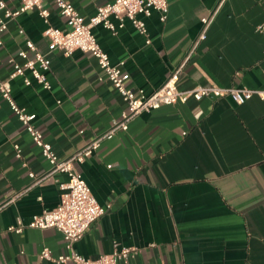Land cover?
Instances as JSON below:
<instances>
[{"label":"crops","instance_id":"0c3cea01","mask_svg":"<svg viewBox=\"0 0 264 264\" xmlns=\"http://www.w3.org/2000/svg\"><path fill=\"white\" fill-rule=\"evenodd\" d=\"M15 9L20 0H5ZM88 19L111 0H68ZM166 21L146 18L151 43L126 20L117 33L94 28L113 64L123 62L128 83L151 93L177 70V86H237L264 89V0H169ZM51 24L67 29L55 0H45ZM216 11L208 36L192 51L202 18ZM3 11L0 10V16ZM46 23L36 9L21 13L0 30V81L61 158L74 155L106 133L127 108L98 59L80 50L70 56L51 49ZM23 29V32L19 30ZM27 39L51 59L45 89L30 72L10 79L11 56ZM15 144L22 149L16 156ZM27 163V166L23 165ZM98 202L111 208L75 243L95 258L114 244L136 248L121 264H264V100L243 104L230 97L189 99L135 117L127 130L102 141L75 163ZM49 162L0 93V264H76L41 256L67 253L56 228L26 226L35 214L60 201L68 175Z\"/></svg>","mask_w":264,"mask_h":264},{"label":"built area","instance_id":"2783aa9c","mask_svg":"<svg viewBox=\"0 0 264 264\" xmlns=\"http://www.w3.org/2000/svg\"><path fill=\"white\" fill-rule=\"evenodd\" d=\"M19 7L11 8L5 0H0V30L8 28V21L18 17L21 13L36 9L44 19L46 28L44 35L49 39L51 49H60L64 55L70 56L76 50L92 53L98 59L102 74L101 79H108L125 101L127 108L122 112L120 119L114 121L112 127L104 134L99 135L74 155L61 158L53 149L50 142L45 140L43 132L36 126L34 113H28L21 107L12 95L10 80L0 81V93L8 101L13 111L25 125L34 143L40 147L42 155L50 164V171L45 175L37 176L34 171L29 175L38 183L55 172L68 175V180L60 183V201L50 210L35 214L26 225L19 221L18 225L11 226V230L23 231L26 226L36 228H56L65 238L67 253L54 256L46 247L41 256L56 262L74 261L76 264H121L123 259L129 258L136 252V248L114 244L112 252L91 258L80 254L74 247L91 225L110 208L111 204L102 205L98 202L90 186L84 180L82 174L76 169V162H83L97 150L102 141L112 138L118 131L127 130L130 122L145 111L158 109L163 105L186 103L189 99L201 100L204 97H230L238 104H243L254 96L264 100V89H250L247 87L218 85H198L190 89H180L177 86L180 68L158 89L147 93L144 89H135L128 83L129 76L124 71V63L113 64L109 54L100 45L94 28L102 25L113 33L124 27L125 21H131L132 25L143 35L146 42L151 43L147 28L146 18L154 12H158L161 21H166L170 9L169 0H111L100 5L95 14L86 19L77 8L68 0H55L60 14L64 17L67 29H62L51 24L50 11L44 6L45 0H20ZM216 11L203 17L201 31L193 43L192 51L197 48L202 40L208 36L209 28L213 22ZM258 30L264 33V17L258 26ZM23 32V29L19 30ZM0 44L2 41L0 40ZM13 66L10 79L24 76L25 83L30 85L32 80L27 76L30 72L33 78L45 89H51L52 84L48 79V70L51 67V59L42 52L36 43L27 39L26 48L18 51V54L9 58ZM16 156L22 158V149L15 144ZM27 166L26 162H23ZM21 264V263H16Z\"/></svg>","mask_w":264,"mask_h":264}]
</instances>
